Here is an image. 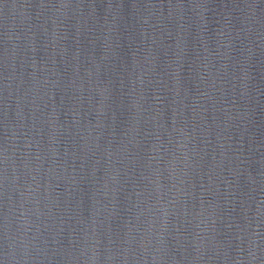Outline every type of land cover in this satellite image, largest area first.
I'll list each match as a JSON object with an SVG mask.
<instances>
[{"label":"water","instance_id":"95a60500","mask_svg":"<svg viewBox=\"0 0 264 264\" xmlns=\"http://www.w3.org/2000/svg\"><path fill=\"white\" fill-rule=\"evenodd\" d=\"M0 264H264V0H0Z\"/></svg>","mask_w":264,"mask_h":264}]
</instances>
